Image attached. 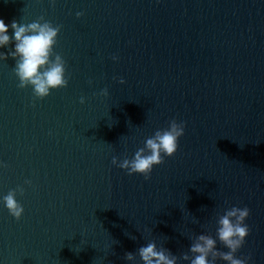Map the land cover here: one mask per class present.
Segmentation results:
<instances>
[{
    "label": "water",
    "instance_id": "1",
    "mask_svg": "<svg viewBox=\"0 0 264 264\" xmlns=\"http://www.w3.org/2000/svg\"><path fill=\"white\" fill-rule=\"evenodd\" d=\"M40 17L68 84L36 98L0 59V195L24 208L0 204V264H143L150 242L190 264L234 205L235 255L264 264V0H0L6 23ZM171 119L184 135L148 180L112 164Z\"/></svg>",
    "mask_w": 264,
    "mask_h": 264
},
{
    "label": "clouds",
    "instance_id": "2",
    "mask_svg": "<svg viewBox=\"0 0 264 264\" xmlns=\"http://www.w3.org/2000/svg\"><path fill=\"white\" fill-rule=\"evenodd\" d=\"M52 3H55V0H52ZM81 15L82 12L76 13L77 17ZM59 31L60 25H53L43 17L29 23H21L15 19L6 23L0 18V49L12 44V50L7 53L0 52V59H5L6 56L15 58L14 71L18 78V87L31 86L36 98L43 99L52 90L66 87L68 84L65 61L59 54L53 58ZM112 59L118 60V57L113 55ZM102 91L106 93L107 89ZM84 100L82 96L80 102L84 103ZM184 131L183 121L171 119L167 127L157 129L154 135L146 138L144 146L138 148L131 158L118 159L113 156L112 164L125 170L129 175L139 174L148 180L154 166L161 164L164 157H171L176 153ZM19 191L23 193V188ZM16 196L17 190L11 189L0 195V204L6 207L13 217L19 219L24 208ZM249 211L247 206L234 205L227 209L218 220L216 238L201 234L192 243L190 251L193 255L190 264H215L217 256L227 264H248L249 257H237L235 253L242 247L249 234V226L245 223ZM217 239L228 249L227 251L216 249ZM139 255L143 264H176L175 256L162 248H157L152 242L140 247ZM127 258L132 259V253H127ZM184 259H189L187 254L184 255Z\"/></svg>",
    "mask_w": 264,
    "mask_h": 264
}]
</instances>
